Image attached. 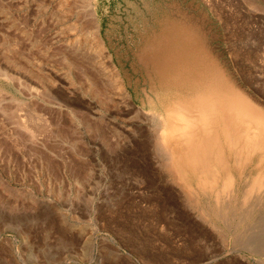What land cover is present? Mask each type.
<instances>
[{
	"label": "rangeland",
	"instance_id": "rangeland-1",
	"mask_svg": "<svg viewBox=\"0 0 264 264\" xmlns=\"http://www.w3.org/2000/svg\"><path fill=\"white\" fill-rule=\"evenodd\" d=\"M3 72L0 264H264V0H0ZM211 83L254 150L155 138Z\"/></svg>",
	"mask_w": 264,
	"mask_h": 264
},
{
	"label": "bare ground",
	"instance_id": "bare-ground-1",
	"mask_svg": "<svg viewBox=\"0 0 264 264\" xmlns=\"http://www.w3.org/2000/svg\"><path fill=\"white\" fill-rule=\"evenodd\" d=\"M97 26H99V25L97 24L96 26H94V28H96ZM97 29L98 28H96L95 30H97ZM210 63H211V61H210ZM0 74H2L3 77H6V78L9 77V75L7 73H5V72L0 73ZM117 77L119 78L118 74H117ZM118 78L115 77L114 79L117 80ZM119 79H118V81H119ZM119 82L121 83V81H119ZM120 83H119V86H118L119 89L121 90V92L123 94L127 95L125 88ZM115 84H116V81H115ZM213 84L210 87L208 86V88H207L208 96H211V99H202V98H199V97H197V99H196L194 97L195 100H193L192 102H190V101H188V102L187 101H185V102H181V101L176 102L175 101V102L172 103V105H174V106L170 108V110H169V112L167 114V119L164 120V121H160L159 124L156 123L157 125H156V128H155V138L158 139L160 141V143H162L163 146L164 145L167 146V145H169L171 143L172 144L174 143L175 145L177 144V145L182 147L181 149L184 151L183 154L185 156H189L190 154L197 155V154H199V152H198V149H196V148L197 147L199 148L198 143L200 142V139L201 138L207 139V138L211 137L214 134V132H215V129H216L215 126H218L219 124L220 125L222 124L223 128H225V126H226L227 128L225 130H226L227 133L229 132L228 134H230V135H231V129H232L231 126H232V124H239V126L237 127L238 129H236V131H235L236 132V136L233 137V138H234V140H237V142L238 141L242 142V146L240 144L239 147H238V148L241 147V149H239L240 154L246 153V150H247V148H249L250 144H254V145L257 146L260 143V141H261L260 137H258V140L256 141L255 130L253 128L249 127V123H248V121L246 119L247 117L250 118L251 116H252V118H253V116L257 117V118L260 117V113H258L256 111V107L254 106V104L252 105V102L249 99H247L242 93L234 90L228 84L224 85V88L223 87L219 88L217 85H213ZM116 85H118V84H116ZM178 100H180V99H178ZM158 116H160V115H158ZM244 116H246V117H244ZM151 117L155 118V120L158 118V117H155V115H152ZM157 120H158L157 122H159L160 119H157ZM257 121H259V120H257ZM161 127H163V129ZM161 130H162V132H161ZM32 136L33 135L31 134V138H32ZM262 137H264V136H262ZM198 139H199V142H197ZM254 140H255V142H253ZM256 146H253L251 148L253 149ZM251 148H249V149L252 150ZM178 150L179 149H177V151ZM230 150H231V145H228V147L226 148L225 151L223 149L222 152H224V154H223L222 158L223 157L225 158L227 155H229L230 154ZM245 157H243V158H245ZM247 157H248V155H247ZM176 158H177V156H176ZM176 158H175V160H176ZM176 161H179V160L177 159ZM225 163H227V162H225ZM227 165L228 164H226V166ZM185 180H187V179H185ZM254 190L255 189H253V191ZM203 191H204V189H203ZM226 219H227V217H226Z\"/></svg>",
	"mask_w": 264,
	"mask_h": 264
}]
</instances>
